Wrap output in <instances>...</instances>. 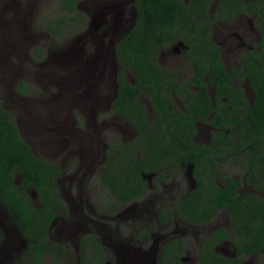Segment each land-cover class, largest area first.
I'll return each instance as SVG.
<instances>
[{"label":"trees","instance_id":"16d2710c","mask_svg":"<svg viewBox=\"0 0 264 264\" xmlns=\"http://www.w3.org/2000/svg\"><path fill=\"white\" fill-rule=\"evenodd\" d=\"M261 1V9L253 12L257 11L262 23L259 51L242 57L241 66L229 72L221 60L220 48L211 40L212 23L230 21L237 13L251 17L249 7L256 0H137L135 25L115 48L122 69L112 104L113 113L130 122L136 134L125 143L109 145L107 162L97 176L101 185L98 189L102 188L106 195L101 201L109 211L142 202L149 188L146 176L158 175L168 181L178 174L179 166L188 169L183 165H193L195 187L178 194L180 198L172 201L177 202L174 208L161 211L162 221L172 226L204 225L212 222L220 209H227L242 237L236 247L238 254H264V195H258L264 194V0ZM78 5L79 0H62L61 9L65 15L80 17ZM65 20L62 17L49 21L48 31L61 35L67 28ZM180 41L189 47L183 58L192 71L183 83L177 81V72L161 67L158 61L160 50ZM206 78L215 88L213 96ZM238 82L247 84L252 98ZM142 98L150 105L151 120ZM201 125L210 130L206 142L197 141ZM237 172L240 177L234 178ZM63 173L57 164L33 153L12 115L0 107V205L16 217L18 231L27 239L23 238L27 252L18 264H46L48 256L55 264L64 263L66 245L51 242L50 238L53 221L66 208L58 187ZM245 183L257 193L243 192ZM31 190L37 193V201L31 198ZM225 235L223 230H217L213 240L202 243L199 264L222 263L223 256L217 255L214 247ZM79 245L85 264H95L94 258L98 264H108L99 241L84 237ZM184 249V241L166 244L162 264H182Z\"/></svg>","mask_w":264,"mask_h":264},{"label":"rangeland","instance_id":"374dc122","mask_svg":"<svg viewBox=\"0 0 264 264\" xmlns=\"http://www.w3.org/2000/svg\"><path fill=\"white\" fill-rule=\"evenodd\" d=\"M126 1L79 0L81 16L78 17L75 14H64L61 9L62 0H0V105L8 108L16 126H19L21 131L30 138L32 145L30 142L28 143L33 153L38 158L57 164L64 171L58 180V187L66 198V208L53 226L51 240L55 243L65 244L62 241L64 234L69 235L71 240L68 238V244H65L67 254L64 263L59 262L58 264H85L83 261L85 256L79 245L84 237L99 241L107 253L108 264L128 263L126 257L130 248L127 249V247L130 245L137 249L136 246L142 244L144 238L147 237L151 240L153 237H167L171 241H184L185 249L180 260L181 263L191 264L188 259L194 258V264H199L198 250L200 246L205 241L214 238L212 234L214 229L210 226L178 223V227L165 225L158 230L152 229L151 232L148 231L140 235L143 229L147 230V227H150L146 218H155L158 210L170 209L172 201L180 198V193L186 194V190L191 188L192 182L189 180L187 173L189 171L186 167L179 166L178 174L174 173L168 181L163 179L164 181L156 182L154 178H151L146 198L147 202L151 200L150 203L155 200L157 207L149 206L148 214L145 213L134 223H129V221L122 223L123 218L120 217L118 227L111 225L108 230L104 228L105 225L92 228V224L85 221L87 217H90L97 220L98 224H102L107 215L115 214L110 213L104 207L105 203H102L101 199L106 195L101 193L98 185L95 188H90V185L94 183L93 178L98 170L97 162L101 160V153L103 156V150H107L105 146L113 143H125L131 140L135 134L132 124L126 119L116 116L111 110V105L116 99L111 100L114 96L112 91L114 93L113 89L116 86L115 78L117 79L122 66L113 55L111 36L103 39L104 32L120 34L119 28L127 27L125 20L130 18L131 12ZM62 17L66 19L67 28L61 31V35L51 34L48 31V22ZM245 25L248 26L247 23ZM215 32L218 33V31ZM224 32L231 33L233 30L225 29ZM118 41L117 39L115 45L119 43ZM172 46L174 47V45ZM169 50L162 56L161 53L159 54L160 66H168L180 75L188 74L187 61L181 60L183 52L178 54ZM97 51H101V55ZM234 56L228 54L222 59L228 70L233 71L238 64L241 66V61L236 62ZM127 75L128 78H131V74ZM240 84L243 85L246 94L252 98L253 93L247 84ZM22 85H26L29 89L26 95L23 94V97L28 102L36 103L29 110L27 109L28 111L22 108L30 106V104H25V99L18 98V93H20L18 89ZM15 100H18V104L14 103ZM141 103L148 110L149 120L153 119L150 105L146 99L142 98ZM67 106L68 121L58 125H63L66 130L74 132L75 136L80 138L76 140L72 137V140L67 142L63 148L55 145L53 148L48 145L40 146V137H34L31 127L26 122L27 117H33L32 113L39 112L38 123L47 126L45 130L39 131L42 135L50 128H55L60 119L56 118L57 115ZM103 123L106 126L102 127ZM114 125L118 126L116 127L117 131L113 130ZM76 126L80 129L81 134H76ZM101 127L102 130H100ZM198 129L200 142H206L210 135L209 128L201 125ZM58 130L63 132L61 126L58 127ZM66 135L64 134L60 139ZM72 150H75L76 153L71 152L67 157L66 154ZM51 154L54 161L50 157ZM79 161H82V165H85L87 170L92 169V174L87 172L86 183L81 187L82 191L73 190L70 197L67 194V189L63 186L72 180L70 175L77 170ZM68 177L69 180H65ZM238 177L240 174L234 173V178ZM244 192L255 195L257 190L249 191L246 188ZM88 195H90L89 198H87ZM30 196L34 201H37L35 191L31 190ZM84 200H87L86 206L83 205ZM160 204L162 207L158 208ZM132 205H127L125 208L129 209ZM123 208V205L119 206V209ZM2 212H0V227L5 231L4 234L7 233V240L11 241L10 244L13 246L12 251L6 248V251L2 252V264H18L22 260L23 254L27 252V245L22 241L24 237L21 232L18 238L9 232L14 228L12 223H9L8 217L13 219L14 224H16V217L3 210ZM76 216H81V218L78 219ZM220 216L216 222L219 221ZM59 223L62 226L67 225L64 227L65 230L58 226ZM63 223L65 224L63 225ZM154 225L155 228L158 227L155 222L151 224V227ZM147 234L149 235L147 236ZM117 242L119 243L117 244ZM223 248L226 247L223 246ZM249 257L250 264H260L264 260L263 255ZM52 261L53 258L48 256L46 264H55ZM93 262L98 264L95 258L92 260ZM219 264H223V262Z\"/></svg>","mask_w":264,"mask_h":264},{"label":"flooded vegetation","instance_id":"af4514ba","mask_svg":"<svg viewBox=\"0 0 264 264\" xmlns=\"http://www.w3.org/2000/svg\"><path fill=\"white\" fill-rule=\"evenodd\" d=\"M249 1H251V0H249ZM126 2L129 5L130 12H131L130 18L125 20V22L127 23L126 24L127 27L125 29L124 28H119V31L121 32L120 34L119 33H114V32L112 34H109L107 32L103 33V39L104 38H108V37L111 36V39H112V50L114 49L113 55L115 56V58H116L115 48H116V45H117V44L115 45L116 40L118 39L120 41L127 34H129V32L133 29V27L135 25V22H136V19H137V14H138L137 13V0H127ZM261 6H262V1L261 0H256V4L249 7V11H252V14H253L251 17H249L245 13H237L236 15H234L232 17V19L230 21H228L227 19L224 22H222V21H220V22L219 21H216V22L213 21V23H212L213 24L212 25V31H211V33H212L211 40L214 43H216V45L220 48L221 60L224 58V56L226 57V55H228V54H233V55H235L234 57L236 58L235 59L236 62H238V61L241 60L242 57L246 56L250 52L259 51V44H260V41L262 40V30H261L262 23L259 20V16L257 14V11L255 13H253V12H254L255 8L261 9ZM244 10L246 11V8ZM211 12L212 13L215 12V3L212 5V11ZM245 23H247L248 26H246ZM225 29L233 30V32H231V33L230 32H224ZM215 31H218V33L216 34ZM225 34H227V35H225ZM172 47H169L166 50H160L161 56H162V54H164L167 50H169L171 48L169 50L170 52H177L178 54H180L179 52H181V53L183 52V54L181 55V60L186 61L183 57H185L186 53L189 50V47L186 46L184 44V42H182V41H180L173 48ZM178 47H180L181 49L178 48ZM178 49H180V50H178ZM100 52L101 51H97V53L99 55H101ZM159 60H160V57H159ZM222 62H223V60H222ZM239 65L240 64H238V66ZM228 71L231 72L232 70H228ZM191 74H192V71H190V70H189L188 74H183V75H180L177 72V81L180 82V83L187 82L188 79L191 77ZM205 81H206V83L208 85L209 91L211 92V94L213 96L214 92H215L214 86H212L210 83H208V79L207 78L205 79ZM115 83H116V78H115ZM238 86H241V84L239 82H238ZM24 87H27V86L26 85H22L18 89V92L22 93V94L18 93V98L20 97L22 99H25V104H30V106H25V107L22 108L23 110H27V109L29 110L32 107V105L36 104V103L28 102L27 99L23 97V94L26 95L28 90H29V89L28 90L26 89L27 91L24 90ZM116 89H117V87L115 86V88L113 89L114 93L112 91V94L114 96L111 98V100L115 99L116 96H117V90ZM24 91H26V92L24 93ZM90 102L92 103V101H90ZM14 103L18 104V100H15ZM89 105L92 106V104H90V103H89ZM180 105L182 106V104H180ZM0 107H1V105H0ZM4 107H2V108H4ZM67 108H68V106L65 107L64 109H62V111L57 115L56 118H60V119L57 121V125L55 126V128H53V129L50 128V130L45 131L44 134H42V135H41V133L39 131L40 130H45L47 128V126L38 123L37 116H38L39 112L32 113L33 117H27L26 122L31 127L32 133L34 134V137H37V138L40 137V140H41V142L39 141L40 146H43V145L47 146L48 145V146H51L53 148V146L55 145L56 147H58V146L61 147L62 146V148H63L64 146H66L67 142L72 140V137L74 139H76V140H78L80 138L79 136H75L74 132H69V130H66V128L63 125H58L61 122L68 121V118H69L68 117V113L66 114V109ZM4 109L8 110L7 107H5ZM111 110H112V105H111ZM8 112H9V110H8ZM53 116H54V114H53ZM52 120H54V118H52ZM15 126H16V124H15ZM59 126L62 127V131L63 132H60L58 130ZM103 126H106V124L103 123L102 127ZM102 127H101L100 130H102ZM116 127H118V126L114 125L113 126V130L117 131ZM16 128L18 129L20 134L25 137L26 141L30 142V144L32 145L30 138L27 137V134L23 133L19 126L18 127L16 126ZM75 130H76V134H81V131H80V129L77 126L75 127ZM62 134L63 135L67 134V135L64 136L62 139H60L63 136ZM135 134H134V136H135ZM134 136L132 138H134ZM197 141L200 142V139L197 138ZM82 147H84V145H82ZM105 148H107V150H108L109 145H106ZM107 150L106 149L103 150V156H102V153H101V160L99 162H97L98 170H97V172H95V177L93 178V182L94 183L90 185V188H95V186H97V185H98V188L101 186L99 181H97V176L100 175L99 173L102 172L104 164L107 162L106 161L107 160ZM71 152L76 153L75 150H72V151L68 152L66 154V156L69 157ZM61 153H63V152L61 151ZM79 155L82 158L81 153ZM52 156L53 155L51 154V156H50L51 159H52ZM183 166H187L188 167V171L189 172H187V173L189 175L190 182H192L191 183V188L195 187L196 184H195L194 180L192 179V172L194 171V166L193 165H183ZM91 170L92 169H88L87 170L86 166L82 165V161H79L78 166H77V170L75 171L74 174L70 175L72 180L69 181V183L66 186H63V188L67 189V192H68L67 194L70 197L72 196L73 190H75V191L81 190L82 185H84L86 183L85 182V176H86L87 172L90 173ZM90 174H92V172ZM151 178H154L156 182H158L160 180L164 181L163 179H160V177L158 175L146 176V179L148 181V185L149 186H150ZM65 180H69V177L66 178ZM175 188H177V187H175ZM242 188H244L243 192H244V190L246 188L249 191L253 190L252 186L248 185L246 183L243 185ZM171 189H173V188L171 187ZM101 193H102V188H101ZM181 194L182 193H180V195ZM258 195L263 196L264 194L260 192ZM89 196L90 195H88L87 198H89ZM103 198L104 197H102V199ZM64 199H66L65 196H64ZM86 202H87V200H84L83 201V205L86 206ZM150 202H151V200L147 202V198H146V196H144L143 199H142V202L134 203L129 209L125 208V206H127L128 204L127 205L124 204L123 205L124 206L123 209H118V210H116L114 212H111V211H109L107 209L110 213H115V214L114 215H107V217H105L106 218L105 222L101 221L102 224H98L97 220H93L90 217L89 218L87 217V219L85 221L88 222V224H92L93 225V226L91 225L92 228H95L96 226L97 227H101V226L105 225L104 228L108 229V230L111 228V225H114V226L118 227V225H119L118 223H119V218L120 217L123 218V219L121 218L122 219V221H121L122 223H125L126 221L127 222L129 221V223H134L137 219L141 218L145 213L148 214V207L149 206L152 207L153 205H155L157 207V204H156L155 200L152 203H150ZM173 203L174 202H172L171 208H174V206L177 205V202H175L174 205H173ZM146 206H147V208H146ZM161 207H162V205L160 204V207H158V208H161ZM1 208H2V206L0 205V212H2ZM149 210H151V209H149ZM161 211H164V210H161ZM161 211L158 210V212L156 213L157 215H156L155 218H152V219L146 218L145 219V220H147V223L149 224L150 227H147V230L143 229L141 231V232H143V234L145 232H148V231L151 232L152 229L153 230H158L162 226L171 225L169 223L167 224V223H164L162 221ZM219 215H221L220 218H219V221L216 222V220L218 219ZM87 216H89V214H87ZM8 218L10 220L9 223H12V227L14 228V229H10L9 232H10L11 235H13L14 237L18 238V235L20 234V232L18 231L17 225L14 224L13 219L10 218V216ZM76 218L80 219L81 216H76ZM58 219L59 218H57L52 223L51 230H50V238H52L53 226H54V224L56 223V221ZM97 219H99V218H97ZM154 222L157 224V226H158L157 228H155V225H154V227H151V224L154 223ZM64 224L65 223H63V225ZM108 225H110V227H108ZM185 225H188V224H185ZM190 225H194V224H190ZM205 225L210 226V227H212L214 229L213 232H212L213 235H214V233L217 230H223V232L227 233V235L224 236V239L221 240L220 243L214 247V252L217 255L223 256V258H220V260L223 262V264H250L248 262V260L250 259V257H249L250 255H248L247 253H246L245 256H243V254H241V255L238 254V251H237L236 247H237V243L238 242L242 243V237L238 236V233L236 232V229L234 228L233 220H232V218L230 216V213L228 212L227 209H220L217 212V214L214 216L213 221L210 222L209 224H205ZM58 226L60 228H63V230H65L64 227H67V225L62 226L61 223H59ZM138 226H140V225L138 224ZM174 227H178L177 224H175ZM0 231H1L0 232L1 233V235H0V264H2V252H5L6 248L12 251L13 246L10 244L11 241L7 240V233L4 234L5 231L2 230L1 227H0ZM107 234L109 235V233H107ZM148 235L149 234H147V236ZM68 238L71 240L69 235L67 236L66 234H64L62 236V241H64L66 245L68 244ZM25 240H27V239H25ZM25 240L22 238L23 243L26 244ZM172 241H174V240H172ZM172 241H171V239H167V237H164V238L163 237H159V238L153 237L152 240L149 237H147V238H144L142 244L136 246L137 249H134L133 247H131L129 245L127 247V249L130 248V251L128 253V256L126 257L128 263H125V264H162V255L164 254V247H165L166 244H168V243H170ZM176 241H182V240H176ZM51 242H54V241H51ZM56 242H60V241H56ZM118 243L119 242H117V244ZM8 244H10V245L8 246ZM113 244L115 246V243H113ZM5 245H7V246L4 247ZM223 246L226 247V248H223ZM263 256H264V254H263ZM211 257H213V256H211ZM251 257H253V256H251ZM227 259L229 261H231V262H228ZM193 260H194V258L193 259H191V258L188 259V261H190L191 264L195 263V261H193ZM260 264H264V260Z\"/></svg>","mask_w":264,"mask_h":264},{"label":"clouds","instance_id":"9594fccd","mask_svg":"<svg viewBox=\"0 0 264 264\" xmlns=\"http://www.w3.org/2000/svg\"><path fill=\"white\" fill-rule=\"evenodd\" d=\"M254 256H257V255H254Z\"/></svg>","mask_w":264,"mask_h":264}]
</instances>
